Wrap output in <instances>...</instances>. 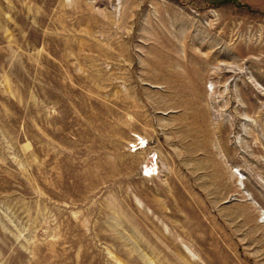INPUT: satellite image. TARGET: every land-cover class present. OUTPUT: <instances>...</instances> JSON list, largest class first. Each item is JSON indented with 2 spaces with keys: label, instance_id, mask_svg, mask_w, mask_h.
Instances as JSON below:
<instances>
[{
  "label": "rangeland",
  "instance_id": "1",
  "mask_svg": "<svg viewBox=\"0 0 264 264\" xmlns=\"http://www.w3.org/2000/svg\"><path fill=\"white\" fill-rule=\"evenodd\" d=\"M0 264H264V12L0 0Z\"/></svg>",
  "mask_w": 264,
  "mask_h": 264
},
{
  "label": "crops",
  "instance_id": "2",
  "mask_svg": "<svg viewBox=\"0 0 264 264\" xmlns=\"http://www.w3.org/2000/svg\"><path fill=\"white\" fill-rule=\"evenodd\" d=\"M197 4L206 6H217L224 5L228 3H247L252 8L264 12V0H193Z\"/></svg>",
  "mask_w": 264,
  "mask_h": 264
}]
</instances>
